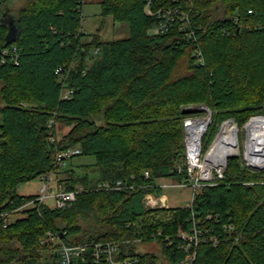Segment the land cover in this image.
<instances>
[{
    "label": "trees",
    "instance_id": "trees-1",
    "mask_svg": "<svg viewBox=\"0 0 264 264\" xmlns=\"http://www.w3.org/2000/svg\"><path fill=\"white\" fill-rule=\"evenodd\" d=\"M10 1L0 0V13ZM86 3L23 0L9 46L11 21L0 15V53H12L0 64V264L55 263L54 254L43 261L54 249L49 232L69 245L130 241L140 264H179L185 253L167 238L175 242L200 221L219 244H201L195 264H264V176L241 157L230 158L224 179L197 191L189 207L146 211L142 203L159 179L185 178L184 121L195 115L186 108L212 111L206 148L222 122L233 119L242 130L264 114V0H159L156 10L178 7L189 21L158 36L149 34L155 18L146 0H101L104 17L130 27L128 38L108 42L100 34L86 39ZM59 68L71 72L62 77ZM64 83L70 100L62 99ZM70 148L96 159L85 175L66 171L67 190L84 188L77 202L29 208L6 226L4 215L36 198L19 195L18 185L60 172L58 153ZM118 181L134 189H96ZM154 242L157 251H136Z\"/></svg>",
    "mask_w": 264,
    "mask_h": 264
},
{
    "label": "built area",
    "instance_id": "built-area-1",
    "mask_svg": "<svg viewBox=\"0 0 264 264\" xmlns=\"http://www.w3.org/2000/svg\"><path fill=\"white\" fill-rule=\"evenodd\" d=\"M88 1V0H83ZM159 0H146V11L148 15L155 18V23L149 30L151 36L167 34L178 20L189 21L188 15L182 12L178 7L155 9V4ZM82 21V30H83ZM226 33V32H225ZM16 52V49H14ZM98 51H96L97 53ZM10 50H4L0 53V64H4L9 55ZM198 63L204 65L205 60L200 50L194 54ZM16 58V56H15ZM71 69L59 68L56 73L62 77L68 75ZM66 73V74H65ZM67 77V76H66ZM73 91L63 85L62 99L70 100ZM186 109L200 110L185 119V146H186V175L182 181L174 180L173 183L160 184L159 179L152 187L156 191L145 194L142 199L143 206L146 211L150 210H168L169 198L162 194L165 188H183L190 187L193 192V200L197 191L203 187L213 186L224 179L225 171L230 158L241 157L242 165L253 172L262 173L264 176V114L253 116L244 126L245 144L244 151L241 150L239 134L241 129L233 119H228L219 125L218 132L211 142L205 147V137L210 125L212 124V111L206 106L188 107ZM50 126H53V122ZM81 151L77 148H70L58 153V166L62 169L66 161L77 156ZM182 172V169H179ZM56 173L44 176L45 181L43 188L36 198L22 207L6 214V226L11 223L12 217L21 214L24 210L46 205L52 209L65 210L72 207L78 199V195L84 191L83 187L76 190H67L62 185H58L59 190L53 193L50 182ZM145 177L150 178V172H145ZM264 184V179L262 181ZM98 191L126 190L134 189L127 181H118L116 183L98 184ZM53 202L52 205L48 201ZM193 202V201H192ZM190 206V205H189ZM187 206V207H189ZM212 218L208 216V220ZM215 230L204 226L201 221L195 224L190 231L181 230L177 234V240L171 241L167 238L169 244H175L176 249L183 251L185 256L179 264H195L197 258L198 247L203 243H212L217 246L219 238L215 235ZM161 235V232L159 233ZM130 241L120 242H95L88 241L82 244L69 245L64 243V239L53 232H49L46 244L51 245L54 249L53 254L56 258L53 264H140V260L136 256H132L125 249Z\"/></svg>",
    "mask_w": 264,
    "mask_h": 264
},
{
    "label": "rangeland",
    "instance_id": "rangeland-1",
    "mask_svg": "<svg viewBox=\"0 0 264 264\" xmlns=\"http://www.w3.org/2000/svg\"><path fill=\"white\" fill-rule=\"evenodd\" d=\"M23 0H14L8 3L9 7L5 13H0L2 19L6 21H11L16 19L17 8L22 4ZM83 7V32L86 39H91L93 35L100 34L102 41L108 42L113 40L125 39L130 36V27L126 23L115 22L112 17H104L102 15L101 0H88ZM1 88V86H0ZM240 145L242 152L244 151L245 144V131L244 128L240 131L239 134ZM96 159L94 156H77L66 161L65 166L56 173L50 182V186L53 193H57L59 190L58 185L65 187V183L70 175L66 172L67 170L73 168L77 175L87 174L84 166L95 165ZM92 167V166H91ZM91 177L92 172H88ZM174 179L167 178L164 181L161 180L160 184L163 183H173ZM45 181L42 178H38L32 182L21 183L17 187V192L22 196H37L40 194L41 189L44 186ZM162 194L167 195L169 198V206L172 208H184L192 204L194 192L190 187L183 188H165L162 190ZM48 204L52 205L51 200L48 201ZM23 213L14 215L12 220L22 218ZM85 224V223H82ZM136 251L143 253L148 250L157 251L159 246L154 243L150 244H136ZM125 249L128 251L127 247ZM129 253V251H128ZM43 261L50 262L51 256L53 255L52 250H45L43 253Z\"/></svg>",
    "mask_w": 264,
    "mask_h": 264
},
{
    "label": "water",
    "instance_id": "water-1",
    "mask_svg": "<svg viewBox=\"0 0 264 264\" xmlns=\"http://www.w3.org/2000/svg\"><path fill=\"white\" fill-rule=\"evenodd\" d=\"M17 40V29L15 26H13V22H10V29L7 35V41H6V46L11 45L12 43H14ZM184 112L188 113V114H196L198 112H200V110H191V109H185ZM65 236L63 234H61V239H64Z\"/></svg>",
    "mask_w": 264,
    "mask_h": 264
}]
</instances>
